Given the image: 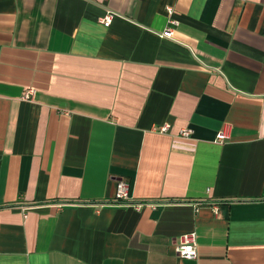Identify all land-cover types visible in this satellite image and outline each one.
I'll return each mask as SVG.
<instances>
[{
  "label": "crops",
  "instance_id": "0c3cea01",
  "mask_svg": "<svg viewBox=\"0 0 264 264\" xmlns=\"http://www.w3.org/2000/svg\"><path fill=\"white\" fill-rule=\"evenodd\" d=\"M0 264H264V0H0Z\"/></svg>",
  "mask_w": 264,
  "mask_h": 264
},
{
  "label": "built area",
  "instance_id": "2783aa9c",
  "mask_svg": "<svg viewBox=\"0 0 264 264\" xmlns=\"http://www.w3.org/2000/svg\"><path fill=\"white\" fill-rule=\"evenodd\" d=\"M169 12L172 11L169 9ZM113 21V14H107L102 22L105 26H109ZM171 25H177V22L174 20L170 21ZM174 28L169 27L167 30L161 35L162 38L173 39L174 38ZM33 91H28L24 97V99H32ZM168 127H162L159 129L160 132H166ZM183 137H188L190 135V131H183L181 134ZM229 139L228 129L224 128L217 134V142L225 143ZM131 200V189L130 185L125 181H119L117 185V193H116V201L121 203L123 201ZM175 252L181 259L194 260L198 257V245H197V235L196 233H188L181 238V241L175 246Z\"/></svg>",
  "mask_w": 264,
  "mask_h": 264
}]
</instances>
